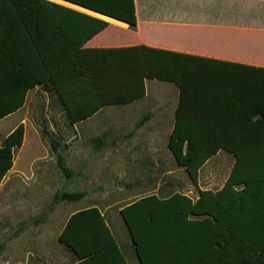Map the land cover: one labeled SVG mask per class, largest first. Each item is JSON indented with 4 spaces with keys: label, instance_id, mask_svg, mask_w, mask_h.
<instances>
[{
    "label": "trees",
    "instance_id": "16d2710c",
    "mask_svg": "<svg viewBox=\"0 0 264 264\" xmlns=\"http://www.w3.org/2000/svg\"><path fill=\"white\" fill-rule=\"evenodd\" d=\"M64 1L136 25L134 0ZM107 27L48 0H0V120L18 111L37 86L57 95L76 124L144 97L146 79L174 83L179 101L168 146L177 164L197 185L200 169L219 151L232 154L235 163L217 192L201 191L196 200L178 192L152 194L124 206L120 215L134 253L140 264H264V81L261 90L260 81L231 87L210 60L147 47L86 49ZM9 75L19 90L6 81ZM255 114L262 117L254 121ZM23 139L19 126L0 143V183ZM51 148L63 176L73 179L55 141ZM85 196L57 192L54 201ZM59 242L73 264H128L97 207L71 215Z\"/></svg>",
    "mask_w": 264,
    "mask_h": 264
},
{
    "label": "rangeland",
    "instance_id": "374dc122",
    "mask_svg": "<svg viewBox=\"0 0 264 264\" xmlns=\"http://www.w3.org/2000/svg\"><path fill=\"white\" fill-rule=\"evenodd\" d=\"M115 33L120 37V30ZM6 81L14 91L20 89L11 75ZM153 81L148 89L155 87ZM160 86L137 103L159 105L166 99L174 109L177 90L168 97ZM126 109L107 106L94 118L73 124L57 95L37 86L26 92L18 111L0 120V143L19 126L24 130L22 146L13 150V168L0 183V264H73L59 233L75 208L110 209L120 222V209L144 196L164 198L176 192L192 196L198 184L177 164L168 146L175 117L160 127L138 129L139 120L134 122L133 112ZM120 114L129 116L122 120ZM52 141L74 170L73 179L61 173ZM121 151L125 160H120ZM134 154L137 159H132ZM219 187L220 183L214 186ZM57 192L86 196L79 202L56 203ZM124 235L130 245L126 228Z\"/></svg>",
    "mask_w": 264,
    "mask_h": 264
},
{
    "label": "crops",
    "instance_id": "0c3cea01",
    "mask_svg": "<svg viewBox=\"0 0 264 264\" xmlns=\"http://www.w3.org/2000/svg\"><path fill=\"white\" fill-rule=\"evenodd\" d=\"M48 1L108 23V27L104 31L85 45L86 49L147 47L190 55L220 65L217 67L220 70L217 74L218 78L227 81L231 87L239 84L241 86L245 85L246 89L247 86L257 85V82L260 81V90L262 88L264 73H252L251 70L243 67L264 69V0H134L136 10L135 26H130L127 23L64 0H60L64 4L52 0ZM65 3L68 5H65ZM118 30H120V37L115 33ZM150 80H145L146 93L144 97L132 103L120 105V107L128 108L124 111L133 112L134 122L136 119L139 120L136 122L138 129L149 126L160 127L161 123L171 121L172 117H175L176 120L177 105L173 109L169 105L170 100L167 101L163 98L164 100L159 105L137 103L148 98L157 90L155 87L159 85L168 94V97L171 93H174V90H177L179 95V89L174 83L164 81H159V83L156 79L153 81L155 87L148 89ZM106 108H103L100 112ZM126 115L120 114V119L123 120ZM261 117L260 114H255L253 120L256 121ZM134 140L136 141V138ZM98 143L103 145L102 138ZM121 154L120 160H125L124 152ZM132 159H137L135 154ZM234 163L235 157L232 154L224 150L219 151L200 169L196 191L191 192L192 196L189 194L184 195L196 200L199 198L201 191L217 192L222 189ZM224 172L227 173L221 183ZM218 183H220V187L214 188ZM91 207H97L105 217L106 223L121 248L127 263L140 264L134 250H131L133 242L122 216V221L119 222L117 216L110 212V209L103 210L98 206ZM91 207H79L72 210L60 233L71 215ZM124 228L129 234L130 245L124 235ZM70 255L72 261H74L73 263H75L74 257L71 253Z\"/></svg>",
    "mask_w": 264,
    "mask_h": 264
},
{
    "label": "bare ground",
    "instance_id": "6f19581e",
    "mask_svg": "<svg viewBox=\"0 0 264 264\" xmlns=\"http://www.w3.org/2000/svg\"><path fill=\"white\" fill-rule=\"evenodd\" d=\"M52 1H55V2H58V3H62V4H64V2H62V1H60V0H52ZM65 5H68L67 3H65ZM72 7H74V6H72ZM76 8V7H75ZM79 9V8H78Z\"/></svg>",
    "mask_w": 264,
    "mask_h": 264
},
{
    "label": "water",
    "instance_id": "95a60500",
    "mask_svg": "<svg viewBox=\"0 0 264 264\" xmlns=\"http://www.w3.org/2000/svg\"><path fill=\"white\" fill-rule=\"evenodd\" d=\"M128 229V228H127ZM129 231V230H128ZM130 233V232H129ZM130 236H131V234H130ZM131 239H132V237H131Z\"/></svg>",
    "mask_w": 264,
    "mask_h": 264
}]
</instances>
